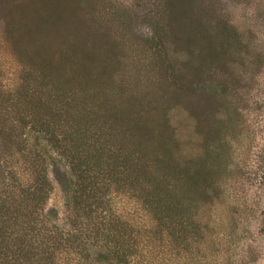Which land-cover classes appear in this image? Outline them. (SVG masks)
<instances>
[{"label": "trees", "instance_id": "trees-1", "mask_svg": "<svg viewBox=\"0 0 264 264\" xmlns=\"http://www.w3.org/2000/svg\"><path fill=\"white\" fill-rule=\"evenodd\" d=\"M90 4L91 0L50 2L54 11L69 16ZM0 5L13 8L0 29L5 44L4 50L0 45V171L1 179L10 177L15 183H7L9 192L0 195V264H154L153 259L167 261L172 246L186 244L190 234L200 239L211 217L219 224L222 215L211 208L223 201L228 184L222 188L217 177L225 165L232 170L235 155L228 141L220 138L229 134L235 121L229 116L240 114L239 106L231 111L227 105L229 97L245 86L246 76L239 72L232 85L226 76L217 86L210 83L218 76L215 67L225 73L227 61L246 71L260 61L256 55L262 59L260 51L249 46L254 38L251 24L240 27L224 19L209 28L210 38L191 27L184 38L178 33L177 15H167L170 26L166 16L156 17L154 47L163 45L166 52L167 36L182 45L209 44L202 53L195 47L190 50L192 58L186 64L193 68L189 65L187 71L167 54L159 55L162 62L154 75L158 81L146 87L155 104L150 99L142 102L146 97L135 93L129 81L113 78L112 73L120 70L110 48L91 45L77 55L74 48L57 46L32 59L17 43L27 26L21 20L15 23L21 9L13 7V0H0ZM113 8L115 23L130 21L120 8ZM250 17L253 25L260 21L256 15ZM10 41L9 48L5 42ZM196 58L200 64L193 65ZM215 59L219 63L213 64ZM206 64L210 71L203 70L201 65ZM200 87L211 89L207 101L216 98L225 118L214 132L204 131L200 153L186 158L170 137L163 98L169 92L193 99L192 91ZM228 91L236 95L228 96ZM29 136L52 148L58 161L47 163L28 144ZM55 184L63 192L62 216L47 205ZM237 202L232 201V213L226 212L225 218L247 214ZM259 212L264 219V208Z\"/></svg>", "mask_w": 264, "mask_h": 264}, {"label": "rangeland", "instance_id": "rangeland-1", "mask_svg": "<svg viewBox=\"0 0 264 264\" xmlns=\"http://www.w3.org/2000/svg\"><path fill=\"white\" fill-rule=\"evenodd\" d=\"M167 1L169 0H113L110 4L108 0V3L104 4L102 0H91L89 8V5L78 8L69 16L59 10L54 11L53 6L50 5L51 0H13L15 4L13 7L21 9L16 13L15 23L21 20L27 25L23 38L20 37L17 43L24 48L25 53L31 55L32 59L38 54L43 56L57 46L64 49L74 48L77 55L82 54V50L91 45L101 50L110 48L116 59L117 70H120V74L116 71L112 73L113 78L129 81L130 87L136 89L135 93L146 97L141 98L142 102L147 103L150 99L158 104L154 100L152 90H147L146 87L152 88L153 83L158 81L154 75L157 71V63L162 62L164 53L170 60L175 61L182 71H187L190 62L187 64L186 62L192 58L190 50L195 47L196 52L202 53L203 46H207L209 41L205 43L192 41L189 47L186 41L183 45L177 44L175 38L167 36L166 52H164L163 45L160 47L157 44L154 47L151 43L157 39L153 30L156 17L177 15L180 20V25H177L178 33L180 36L181 32L184 38L189 37L190 27L198 29V35L202 33L203 37L204 34H208L210 38L209 28L214 29L217 23L224 19L231 20L240 27L244 23L251 24L254 38L249 46L257 48L263 56L262 59L256 55L260 61L257 60L254 70L251 66L252 70L246 71L236 70L233 62L227 61L224 64L225 73L215 67L213 73L218 76L210 83L217 86L218 80H224L226 76L229 84L232 85L236 80L234 76L239 75V72L246 76L245 86L237 96L232 98L230 96L232 91L231 93L228 91L230 105H227V108L236 111L235 108L239 106L240 114L235 116L232 113L229 116L228 119L232 117L235 121L229 134L226 133L220 138L221 141H228L229 146L234 148L235 154L230 164L232 170L225 165L224 169H220L221 175L217 177L222 188L225 182L228 184L227 191L223 194V201L217 204L214 201L215 205L211 208L218 217L222 215L221 221L216 224L211 217L206 233L199 234L200 239L197 240L198 237L190 234L186 244L176 243L172 246L167 261L153 259V262L154 264H264V233L260 232L264 228V219L259 212L264 208V0H213L214 4L212 0H170L171 6L166 5ZM113 7L120 8L119 10L122 11L119 12L128 15L130 21L123 24L115 23L113 17L117 12ZM9 9H13L11 5H0V29L8 23ZM60 14L63 17L60 18ZM250 15H256L260 21L253 25ZM191 19L192 24L186 28L185 24ZM168 20L167 17L166 26L171 25ZM99 21H102V26ZM172 24L176 26L175 21ZM246 31L248 38L249 31ZM5 43L9 48L12 47L11 41L10 45ZM0 45L4 50L5 44L0 41ZM232 53L234 54L233 49L230 51V54ZM159 55L162 58H158ZM251 57L256 59L255 56ZM223 59L227 60V57L224 56ZM196 60L192 62L193 65L200 64L197 58ZM217 63L219 61L215 59L213 64ZM207 65L209 64L201 65L205 72L210 71ZM192 68L193 66L190 65V70ZM208 90L211 89L208 87L195 89L192 91L195 93L193 99L186 96L175 97L171 93L169 95V92V97L163 98V100L167 98L163 102V108L169 127L172 129L169 134L172 139L177 140L180 147L179 155L182 157H195L199 154L204 131L209 134L214 132L221 122L219 120L225 118L223 108L216 98L207 101L206 95L210 93ZM28 144L39 151L47 163L58 161L57 154L43 141L34 140L29 136ZM10 182L15 184L10 177L1 179L0 171V195L5 191L9 192L11 186L7 183ZM62 198L63 192L58 184H55L47 205L55 207L57 213L59 210L60 216L63 215ZM235 200L238 201V206L241 204L247 209V214L235 213L233 218H225L226 212L232 213L234 206L232 201ZM204 213L205 211L202 212V216ZM227 220L231 222L230 228ZM54 222H58L55 217ZM220 224L222 226L218 227Z\"/></svg>", "mask_w": 264, "mask_h": 264}]
</instances>
